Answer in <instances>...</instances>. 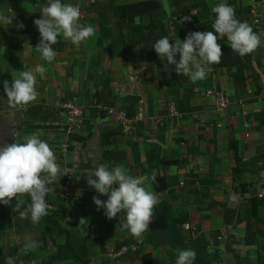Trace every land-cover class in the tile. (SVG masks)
I'll use <instances>...</instances> for the list:
<instances>
[{"label":"crops","instance_id":"obj_1","mask_svg":"<svg viewBox=\"0 0 264 264\" xmlns=\"http://www.w3.org/2000/svg\"><path fill=\"white\" fill-rule=\"evenodd\" d=\"M139 1L143 0H61L79 8V22L93 26L95 36L78 47L58 36L53 45L56 57L49 63L35 50L40 34L33 23L48 0H0V12L15 13L12 25L0 26V147L43 133L39 138L54 151L60 170L48 210L64 212L50 226L21 219L13 213L14 199L12 204H0V264L14 258L15 248L28 240L39 246L28 253L25 264H141L140 254H150L151 264H175L178 249L196 252L192 264H264V201L256 202L254 210L250 205L264 188V5L261 0H226L238 20L258 30L261 44L254 55L260 65L252 60L235 67L209 66L206 78L192 83L155 52L153 45L162 37L126 45L129 33L116 25L113 9ZM158 1L170 43L184 40L190 32H214L210 5L222 0ZM185 16L190 22L182 23ZM21 22L24 27L18 28ZM220 40L229 44L227 37ZM179 58L177 54L175 59ZM38 65L46 69L43 77L35 72ZM21 71L33 72L39 95L25 108L13 109L4 84H11ZM238 74L247 75L242 92L235 91L231 80ZM103 90L97 103L95 93ZM215 90L229 99L218 115L208 93ZM72 101L83 107L84 114L69 132L65 111ZM140 103L144 119L127 128L107 111L113 106L133 113ZM169 106L175 107L178 117H161ZM103 131L117 133L105 147L100 141ZM233 139L240 156L237 178L229 147ZM110 150L123 157L106 158L104 153ZM101 165L109 170L124 166L133 177L143 178V186L157 198L167 200L174 213L167 227L152 232L148 228L135 238L128 230L121 231L124 212L109 220L103 209L98 211L93 196L103 201L107 196L90 188L85 175ZM157 177L168 184L158 194L152 181ZM239 184L245 186L244 192ZM24 199L21 210L30 203V197ZM181 207L187 209L189 241L174 219ZM81 217L88 221L78 226ZM121 245L128 247L127 253L110 259L107 251Z\"/></svg>","mask_w":264,"mask_h":264},{"label":"clouds","instance_id":"obj_2","mask_svg":"<svg viewBox=\"0 0 264 264\" xmlns=\"http://www.w3.org/2000/svg\"><path fill=\"white\" fill-rule=\"evenodd\" d=\"M210 8L215 14L211 25L214 32H190L184 40H175L174 44L169 42V38L163 37L153 45L161 60L166 57L168 64L175 66L176 74L188 76L192 83L205 79L211 71L209 66L220 63L223 52L218 39L227 37L231 50L241 57L253 53L261 44L260 36L247 22L236 18L235 9L226 0L215 6L210 5ZM40 13L41 18L33 21L40 34L35 50L49 63L56 57L53 45L58 43V36L77 47L95 36L93 26L79 22L81 13L74 5L61 3V0H48ZM14 17L15 13L5 15L0 12V26L12 25ZM190 20V16H185L182 23ZM17 27L23 28L24 25L21 22ZM177 54L180 57L178 61L175 59ZM45 71L42 65L35 68V72L40 73L41 77ZM36 83L32 71L19 72L11 84L5 81L4 92L9 107L25 108L34 102L39 95ZM41 135L42 132L36 133L24 137V142L7 143L0 147V204H12L14 199L15 210L20 218H30L34 224L48 214L45 198L48 194L55 193L54 185L60 175L55 153L48 143L39 138ZM85 176L90 188H94L101 196H107L106 201L93 196L98 211L103 209L109 220L116 218L118 213L126 214L121 231L128 230L133 237L139 238L148 230L158 198L143 186V178L133 177L122 165L115 166L112 170L101 165ZM25 196L30 197V203L21 210L25 205ZM87 221L81 217L78 226L85 225ZM38 246L37 241L28 240L17 255H27ZM195 259L194 250L178 249L175 264H192ZM6 264H15V258L9 257Z\"/></svg>","mask_w":264,"mask_h":264},{"label":"trees","instance_id":"obj_3","mask_svg":"<svg viewBox=\"0 0 264 264\" xmlns=\"http://www.w3.org/2000/svg\"><path fill=\"white\" fill-rule=\"evenodd\" d=\"M113 17L116 25L119 28L127 29L128 31V39L126 40V45L131 46L139 43H143L149 41L155 37H166V31L163 26V20L165 19V12L162 9V6L158 0H143L139 2L125 3L122 5H118L113 9ZM253 31L259 35V32L256 28L252 27ZM221 45V49L223 52V56L219 64L210 65L211 68H227V67H235L244 63H249L252 60L260 65V62L255 58V51L251 54H247L243 57L233 52L230 48V44H226L222 42L220 39L217 41ZM251 73L254 74V70L250 69ZM246 74H238L234 75L231 80L234 84L236 92L245 91L246 86ZM104 93L103 91L96 92L95 98L96 102H100V97L98 95ZM112 107V106H110ZM115 135H117L114 131H103L100 134V141L103 147L111 144L114 140ZM71 138H74L73 135H70ZM114 136V137H113ZM111 137V140L109 139ZM231 151L234 154V165L232 167V174L234 178H237L240 175V169L238 167V163L240 161L239 150L237 142L233 139L230 141L229 145ZM104 156L108 159L112 158H121L123 157V153L116 151H107L104 153ZM168 160L163 161L164 164L167 163ZM153 185L156 193H160L165 188H167L168 184L165 183L162 177H157L152 179ZM185 184L188 186L194 185V181H185ZM241 188V192H244L245 186L243 184H239ZM48 198H52V195L48 194L46 196V203H48ZM256 202H263L257 197H252L250 200L251 210H254ZM13 213H18L13 212ZM173 209L171 205L167 202V200L158 198V203L154 208V213L151 219V224L149 229L152 231L158 229H165L167 227L168 219L173 216ZM64 215L63 211L58 210H48V214L42 217V221L47 225L55 226L57 220ZM177 217H175V221L180 227L181 234L183 239L189 241L191 239V234L188 230L183 228V225L188 221L187 209L186 207H181L178 210ZM19 248H15L14 258L15 264L25 263L28 254L22 255V259L20 260L18 257ZM141 264H151V256L150 254H140Z\"/></svg>","mask_w":264,"mask_h":264},{"label":"built area","instance_id":"obj_4","mask_svg":"<svg viewBox=\"0 0 264 264\" xmlns=\"http://www.w3.org/2000/svg\"><path fill=\"white\" fill-rule=\"evenodd\" d=\"M261 3L264 5V0H261ZM252 14L255 17V24H258V14L256 12L255 7H252L251 9ZM213 99V110L218 115L219 113H222L227 106L229 105V99L220 90L215 91H209L208 92ZM108 114L113 116L119 123L121 127L127 128L135 125L137 122L142 121L144 119V107L143 104H138L136 110L133 113H130L128 110L123 108H117V107H110L107 109ZM66 123L67 128L70 131L75 129V127L79 124L78 119L83 116L84 110L83 107H80L75 102H70L66 105ZM179 113L173 106H169L166 109H164V113L161 116L165 119H171L173 117H178ZM256 197L262 201H264V188L259 189V191L256 194ZM189 224L185 223L183 225L184 229H189ZM128 251V247L126 245H121L118 248H112L107 251V256L110 259H116L119 257H122L125 255ZM25 264V263H21Z\"/></svg>","mask_w":264,"mask_h":264}]
</instances>
